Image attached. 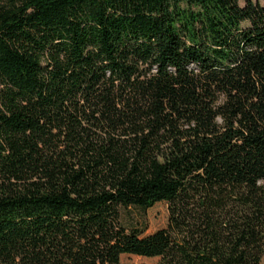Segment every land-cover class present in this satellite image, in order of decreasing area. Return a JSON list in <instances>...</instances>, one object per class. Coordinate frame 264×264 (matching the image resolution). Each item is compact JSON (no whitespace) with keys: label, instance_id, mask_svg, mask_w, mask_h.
<instances>
[{"label":"trees","instance_id":"1","mask_svg":"<svg viewBox=\"0 0 264 264\" xmlns=\"http://www.w3.org/2000/svg\"><path fill=\"white\" fill-rule=\"evenodd\" d=\"M122 260L264 264V0H0V264Z\"/></svg>","mask_w":264,"mask_h":264},{"label":"rangeland","instance_id":"2","mask_svg":"<svg viewBox=\"0 0 264 264\" xmlns=\"http://www.w3.org/2000/svg\"><path fill=\"white\" fill-rule=\"evenodd\" d=\"M119 222L124 229H130L141 223L140 212L135 208L119 209ZM119 264H142L138 260H122ZM149 264H156L155 261Z\"/></svg>","mask_w":264,"mask_h":264}]
</instances>
